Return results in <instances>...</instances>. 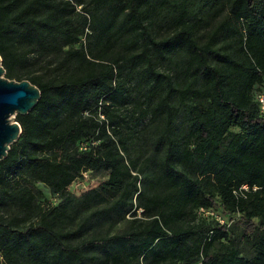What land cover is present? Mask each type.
<instances>
[{
    "label": "trees",
    "instance_id": "1",
    "mask_svg": "<svg viewBox=\"0 0 264 264\" xmlns=\"http://www.w3.org/2000/svg\"><path fill=\"white\" fill-rule=\"evenodd\" d=\"M0 55L7 78L41 90L0 162V264H264V0H0ZM142 136L154 152L131 157ZM88 170L109 177L69 192ZM128 214L133 227L100 234Z\"/></svg>",
    "mask_w": 264,
    "mask_h": 264
},
{
    "label": "rangeland",
    "instance_id": "2",
    "mask_svg": "<svg viewBox=\"0 0 264 264\" xmlns=\"http://www.w3.org/2000/svg\"><path fill=\"white\" fill-rule=\"evenodd\" d=\"M76 12L79 14L77 15L78 18H82L81 16L83 15V11L81 9V7H78V9L76 10ZM88 31V29H87ZM89 33L91 32L90 30L88 31ZM168 32H170L169 28L164 29L162 31V34H167ZM84 42V39H81V42L79 44H77L75 47L79 48L82 46ZM238 46V40H236L235 38L231 37L229 39H227V41H222L218 44L217 48L220 49L221 52L224 51H232L234 50L236 47ZM211 61L214 62V58L213 56L211 57ZM49 63H51V58H46V57H38L35 59L34 61V67L31 71V74L34 76H38L41 77L42 79H46L47 75H48V66ZM164 69H166L167 71H173L174 76L176 78H179L180 80L182 79V68L179 67H175L174 64L172 65H166L164 67ZM15 80V79H13ZM24 80H28L26 77ZM18 81V80H15ZM16 114L12 115L11 118H13V121H17L16 120ZM186 127L183 124L182 120L180 119L177 122L176 128H175V133L181 138V140L184 139V136L186 135ZM144 135V134H141ZM153 149L151 147H149L148 145L144 144V140H143V136L142 138H137L135 140V144L133 145L132 149H131V157H134L138 154L144 153L145 155H149L151 153H153ZM109 177V173L106 171H101V172H94L92 170H88L86 172L83 173V177L82 178H78L76 181H74L68 188L69 192H71L72 194L76 195V196H80L83 193L91 190L92 188L97 187L98 185H100L102 182L106 181ZM38 185L42 188L43 192H44V198L41 199V204H43L44 206H56L59 202L60 199L57 195H54L50 192L49 188L46 187L44 184L42 183H38ZM137 217H142L141 215V210H139L137 212ZM206 217H211L206 216ZM227 220L226 217H223ZM237 220L240 218V215H238ZM133 219L132 214H128L123 220H121L118 224H116L114 227L109 228L108 224H104L103 226H101L98 230L100 232V234L104 235V234H115V233H119V232H123L124 230L133 227L134 225L131 224V221ZM202 221L201 218H199L198 216H191L189 218L188 223H190L191 225H198L200 224ZM231 224V234L230 237L232 240H235L237 243H239V249H240V253L241 256L245 257V258H252L255 255V247H254V239L251 238L249 241L247 240H243L242 239V235H243V230L242 228H236L234 227V222H230ZM73 229L76 228V226L74 225L72 227ZM225 245H227V240H221L215 243V245L213 246V252L216 254H221L224 252L225 250ZM86 264H100L98 262H90V261H86Z\"/></svg>",
    "mask_w": 264,
    "mask_h": 264
},
{
    "label": "water",
    "instance_id": "3",
    "mask_svg": "<svg viewBox=\"0 0 264 264\" xmlns=\"http://www.w3.org/2000/svg\"><path fill=\"white\" fill-rule=\"evenodd\" d=\"M0 55V162L5 159L22 133L14 114H28L39 102L41 90L29 80L15 81L5 76L6 70Z\"/></svg>",
    "mask_w": 264,
    "mask_h": 264
},
{
    "label": "built area",
    "instance_id": "4",
    "mask_svg": "<svg viewBox=\"0 0 264 264\" xmlns=\"http://www.w3.org/2000/svg\"><path fill=\"white\" fill-rule=\"evenodd\" d=\"M257 100L260 104V109L262 111V113H264V93L263 94H258L257 95ZM241 189H245L247 190L248 189V186L247 185H243L241 187ZM199 213L204 215V216H212V217H215V219L220 223V224H226L228 223L227 220L225 218H223L221 215H219L216 211L214 210H207V209H204V208H200L199 210ZM213 232L211 231L210 232V235H212Z\"/></svg>",
    "mask_w": 264,
    "mask_h": 264
}]
</instances>
